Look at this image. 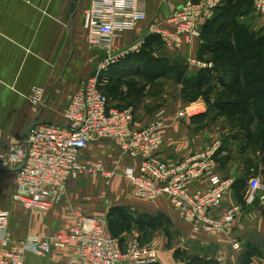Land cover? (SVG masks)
I'll return each mask as SVG.
<instances>
[{
    "label": "crops",
    "instance_id": "crops-1",
    "mask_svg": "<svg viewBox=\"0 0 264 264\" xmlns=\"http://www.w3.org/2000/svg\"><path fill=\"white\" fill-rule=\"evenodd\" d=\"M216 1L213 17L200 24L199 39L177 51L162 47L163 51L158 50L153 56L174 64V70L182 65L187 80L194 81L193 78L201 72L210 71L203 79L206 83L203 89L210 92V87H213L221 93L222 83L232 84L238 64L230 67L224 62H215L213 53L217 43L244 44L248 35L247 39L254 44L249 51L259 52L264 60V20L256 14L251 0ZM184 2L187 0H146L147 22L139 23L133 30L116 38L112 42L114 50L132 44L143 35L149 21L163 22L171 9ZM89 5L90 0H0V149L23 143L34 123H65L64 111L70 99L101 56L100 51L87 46L83 16ZM200 56L205 60L200 62L209 64L210 69H200L187 63L188 59L199 61ZM132 59L118 66L113 81H118L128 71L133 72L136 68L133 65L142 60ZM131 78L140 86L144 84L143 77L131 75ZM150 81L152 83L144 84L143 94H147L157 80ZM33 87L44 91L41 106L30 102ZM112 93L108 100L113 105L133 110L137 116L133 126L137 129L148 125L157 113H162L163 144L157 157L165 163L175 164L190 158L194 153L192 139L197 136L204 137L208 146L215 141L220 142L215 156L216 169L233 185L214 213L221 214L233 205L240 208L230 234L209 236L202 230H194L181 220L165 198L155 201L137 198L122 176L124 168L136 162L122 156L112 140L103 139L87 146L79 157V164L89 167L102 163L106 170L113 171L108 183L101 176H94L95 181L89 182L88 174L81 172L76 179L69 181L61 202L47 213L25 212L23 216L19 206L12 201L14 171L0 172V210L9 214L8 227L13 240L19 241L26 236L45 239L55 233L66 232L73 226L76 213L103 219L106 234H109V226L115 219L112 211L123 209L134 220L129 231L116 233L117 238L123 244L134 237L141 244L154 242L158 256L155 264H264V191L256 192L252 203L245 204L248 183L242 181L243 164L239 161L226 164L230 154L223 148L224 139L233 133L226 130L215 133L209 129L215 116L210 106L213 93L205 97L211 101L210 104L205 100L184 101L179 96L171 102H161L159 97L156 102L147 98L135 101L123 84ZM126 95L128 97L124 99ZM198 103L206 106L203 114L186 121L177 119L181 109ZM218 116L222 123L240 118ZM161 221L169 226L167 232L160 228ZM234 244H237V249L232 248ZM23 264L86 263L78 258L75 246L70 245L63 250H52L44 257L27 254Z\"/></svg>",
    "mask_w": 264,
    "mask_h": 264
},
{
    "label": "built area",
    "instance_id": "built-area-1",
    "mask_svg": "<svg viewBox=\"0 0 264 264\" xmlns=\"http://www.w3.org/2000/svg\"><path fill=\"white\" fill-rule=\"evenodd\" d=\"M256 14L264 20V0H251ZM146 0H90L84 12L83 29L87 46L100 51L101 57L91 73L82 80L80 89L70 99L63 125L34 123L27 138L19 145L0 149V172L13 170L15 189L12 201L24 211L47 213L58 205L69 181L81 172L101 176L106 184L113 171L101 163L89 167L79 164V157L95 141L109 139L119 153L135 161L122 174L142 200L165 198L183 222L209 236L230 234L233 221L240 212L231 206L221 214L220 207L232 181L224 179L216 169L215 156L220 142L208 146L202 136L192 139L194 153L190 158L168 164L157 157L163 144V115L157 113L141 129L133 126V110L111 108L100 88L110 80L112 68L137 53L153 40L163 48L180 50L185 44L200 38V24L213 17L216 0L187 1L170 10L163 22L149 21L145 31L132 44L114 50L112 42L124 32L147 22ZM187 63L200 69L211 66L195 59ZM44 91L33 87L30 102L41 105ZM206 106L192 104L181 109L177 119L186 121L203 114ZM259 178L249 181L244 199L251 204L260 190ZM8 213L0 210V264H23L27 254L44 257L52 250L75 246L78 258L86 264H155L158 261L155 243L141 244L131 238L123 244L106 234V222L76 213L73 226L66 232L40 239L27 236L14 241L8 229ZM233 249H237L234 244Z\"/></svg>",
    "mask_w": 264,
    "mask_h": 264
},
{
    "label": "rangeland",
    "instance_id": "rangeland-1",
    "mask_svg": "<svg viewBox=\"0 0 264 264\" xmlns=\"http://www.w3.org/2000/svg\"><path fill=\"white\" fill-rule=\"evenodd\" d=\"M187 1H191V0H187ZM158 50L163 51L161 43L157 40H153L149 42L148 45H144L141 49H139L137 53L131 55V56H134L137 58L139 57L142 59L139 62H136V64L133 65L134 67H141L143 66L142 64H145L148 67H155V68L160 67L162 70H164L163 74L160 75L161 77L156 82H153L147 94L142 93L143 90L145 89L144 84L152 83V81H150L149 78L146 80L144 79L143 80L144 84L140 86L138 82H136L135 80H133V78H131V75L136 76L137 74H140V72L136 73V70L133 69V72L132 70H131V73L130 71H128L129 72L128 74L123 75L122 77L118 79V81H120L124 85V87H126L127 90L132 93L131 95L133 97V100L136 101L142 98H147V100H150V102H156L157 97H159L160 100H162L161 102H169V101L171 102L176 98V96H179L184 101H189V102H199L200 100H205L206 102H211V101L218 102L223 99L224 100L230 99L229 97H226V96L219 97L214 92L212 100L208 101L203 95H209V93H202L201 88L197 89L196 91H192V88H188L185 90L184 87L185 88L188 86L192 87L193 82L197 80V76L193 78L194 81L187 80V78L184 75L185 73L183 71L182 65H180L179 69L174 70L175 68L174 64L171 65L167 60H163V59L158 60L154 58L153 53L155 52L157 53ZM199 61L204 62L205 60L202 59L200 56ZM166 70L169 72H166ZM122 78L126 80H123ZM104 87L105 86H102L100 88L102 93H104V90H105ZM181 87L183 89H180ZM41 105H38V106H41ZM108 105L111 108L125 109V108H119L113 105L112 102L110 101H108ZM214 113H215V116H213L214 120H212L211 124H209L210 132L214 131L215 133H217V132H222L223 130H226L228 133H233V136L226 137L224 139V144H223L224 151L230 154L229 160H226V164L239 161L241 164H243L241 168L242 173H243L242 174L243 183L244 184L249 183L251 179L257 177L260 179V184H261L259 191H264V147L262 144V142H264L263 141L264 136H262L264 135V125H259V124L256 125L255 123L254 124L252 123L250 125L248 123H245V121L222 123L221 121H219V116H218L219 114L216 111H214ZM136 119H137V116H135V113L133 112V120L135 121ZM239 129L243 131L242 135L238 134L240 132ZM253 131L254 132L256 131V133L255 134L252 133V135L250 136V132H253ZM250 164L252 165L250 166ZM255 166L256 168L258 167L257 168L258 171L254 169ZM224 168H226V166ZM96 176H99V175H96ZM88 177H89L88 178L89 182L95 181L93 180L94 176H91L88 174ZM164 200L167 202L166 199ZM17 205L19 206L22 215L23 216L26 215L25 212L27 211H24L23 208L19 204ZM129 214L130 213L128 211H125L123 209H117L116 211L113 210L111 215L115 217V219H114V222L110 224V226L108 225L109 234L107 235L117 238L118 237L116 235L117 232L129 231L131 228L130 224L134 220L133 218H131ZM8 217H9V214H8ZM161 223L162 224H160V228L164 232H167V229L169 226L167 224H163V221H161Z\"/></svg>",
    "mask_w": 264,
    "mask_h": 264
},
{
    "label": "trees",
    "instance_id": "trees-1",
    "mask_svg": "<svg viewBox=\"0 0 264 264\" xmlns=\"http://www.w3.org/2000/svg\"><path fill=\"white\" fill-rule=\"evenodd\" d=\"M247 37L248 35L246 36V43L244 44L240 43L238 45H231L228 43H217L218 47H216V51L213 53V60L217 63L224 62V64H228L227 66L230 67L238 64V70L237 73L233 74L234 77H232V84L222 83L221 87L223 89L221 93L219 91L217 92V90L213 89V87H210L211 93L214 94L215 92V94L219 97L226 96L230 99H223L218 102H213L212 104H210V102L208 103L212 108V112L216 111L218 114H223L229 117H240L232 120L231 122L245 121V123L250 125L252 123H255L256 125H264V60L261 58V54H259V52L252 50L249 51L250 48H254V44H252V40L247 39ZM134 58L138 59L139 57L137 58L131 56L122 60V62H127L129 59L134 61ZM122 62H119L112 68L110 72V80L106 85H104L105 90L103 94H105V96L107 95V97L113 95L112 92L115 91V89H120L122 86L120 81H113V74ZM142 65L143 66L141 67H136L135 70L136 73L140 72L137 76L143 77V79L149 78V80H158L161 77L160 75L163 74L164 70L160 67L155 68L148 67L145 64ZM166 72L169 71L166 70ZM208 72L210 71L201 72L197 76V80L193 82L192 87L188 86L184 89L186 90L188 88H192V91H196L201 88L202 93L210 94L208 90L203 89V85L206 84L203 79L209 75ZM203 96L206 97V95ZM126 97H128V95L124 96V99ZM221 102H223V106H221ZM240 133H243V131L240 130ZM252 133L255 134L256 131L250 132V136ZM262 144L264 147V142H262ZM251 165L252 164H250V166ZM257 168L255 166L254 169L258 171Z\"/></svg>",
    "mask_w": 264,
    "mask_h": 264
},
{
    "label": "water",
    "instance_id": "water-1",
    "mask_svg": "<svg viewBox=\"0 0 264 264\" xmlns=\"http://www.w3.org/2000/svg\"><path fill=\"white\" fill-rule=\"evenodd\" d=\"M262 204L264 205V197L262 198Z\"/></svg>",
    "mask_w": 264,
    "mask_h": 264
}]
</instances>
